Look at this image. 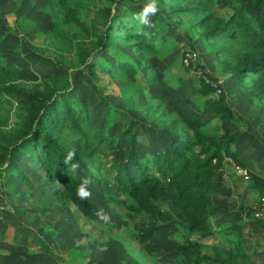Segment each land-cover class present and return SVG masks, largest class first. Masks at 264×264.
<instances>
[{
	"label": "rangeland",
	"instance_id": "rangeland-1",
	"mask_svg": "<svg viewBox=\"0 0 264 264\" xmlns=\"http://www.w3.org/2000/svg\"><path fill=\"white\" fill-rule=\"evenodd\" d=\"M230 1L158 0V12L149 16L151 25H141L135 14L149 0H0V74L32 85L67 71L68 85L57 97L86 99L93 122L106 124L109 137L104 143L109 154L128 152L130 139L123 136L127 127L136 135V151L144 158L182 136L178 126L174 125L175 133L168 131L167 122L176 118L174 107L196 112L209 125L218 126L219 114L203 110L207 95L197 91L200 78H206L203 69L211 73L236 117L228 127L237 134L232 149L238 162L227 156L222 166L212 164L216 172L212 183L216 186L209 198L219 204L228 195L229 212L243 216L241 222L222 224L218 229L223 230L222 235L199 237L187 232L180 222L153 217L144 221L111 210L107 196H119L120 189L105 179L95 180L89 199L95 216L113 225L107 228L72 205L62 204L55 193L56 180H48L34 155L27 153L9 171L0 167V233L16 248L5 250L9 262L185 264L188 255L176 249L187 240L199 242L202 252L223 259L232 252L226 262L240 264L233 258L246 254L244 245L233 244L239 238L242 242L240 230L248 236L250 231L261 232L257 240L264 243L261 194L251 189L252 175L264 176V99L231 69L224 70L215 49L227 40L221 37L213 43L205 34L217 19L235 15L246 24V14L255 13L250 0H233L238 6ZM98 20L102 22L96 25ZM103 21L114 23L111 36L115 38L101 49L98 36L105 28ZM257 34L264 40V30ZM80 42L84 45L83 58H79ZM137 43L145 45L143 54ZM93 55L89 72L85 65ZM196 64H202L203 69ZM211 95L216 97V93ZM16 99L26 102L19 92ZM10 126L11 118L0 115V128ZM99 209L108 219L97 215ZM210 218L216 225L218 218ZM42 242L49 245L53 256L42 251ZM205 264L219 263L212 260Z\"/></svg>",
	"mask_w": 264,
	"mask_h": 264
},
{
	"label": "trees",
	"instance_id": "trees-1",
	"mask_svg": "<svg viewBox=\"0 0 264 264\" xmlns=\"http://www.w3.org/2000/svg\"><path fill=\"white\" fill-rule=\"evenodd\" d=\"M250 1L255 6V13L246 14V24L233 15L227 20H215L205 34L213 43H218L221 37L227 40L215 49L224 70L231 69L242 83L249 84L264 99V40L257 34L259 30H264V0ZM118 2L121 4L122 1ZM230 2L238 6L233 0ZM68 16L76 19L73 14L68 13ZM100 22L96 21V25ZM103 23L105 28L98 36V48L101 49L110 46L115 38L111 36L114 23ZM136 46L141 48L142 54L145 52L144 44L137 43ZM83 50V42H80L79 58H83ZM94 55L85 65L89 72ZM196 65L203 69L202 64ZM203 73L206 78H200L197 87L199 94L207 95L203 110L218 113L220 124L209 125L198 113L174 107L176 118L167 122L168 131L175 133V126H178L183 135L145 158L136 151L137 138L126 130L128 127L123 132V136L130 139L128 152L109 154L104 143L109 137L106 124L96 125L93 122L86 99L57 97L68 85L67 71L54 73L32 85L12 81L0 74V115L11 118L9 128H0V167L9 171L25 154L34 155L35 161L44 169L45 177L58 183L55 190L58 200L72 205L80 214L95 219L107 228L113 225L95 216L91 200H80L77 195L84 178L91 181L88 190L95 180L102 182L105 179L116 184L120 195H108L109 206L127 218L139 217L147 221L153 217L163 222H180L187 232L199 237L216 232L222 235L223 230L215 231L211 224V214L223 208L210 201L213 191L210 180L215 175L213 163L222 166L227 156L238 162L232 149L237 134L228 127V122L235 121L236 117L224 101L221 84L205 69ZM18 92L26 102L16 99ZM214 93L216 97L211 95ZM14 100L16 103L13 106ZM69 150L76 152L75 158L69 161V165L79 164L76 172H71L70 166L64 163ZM252 177L251 189L257 194H264V177ZM133 236L137 238L136 233ZM239 243L243 245L240 238L233 244L236 246ZM41 247L46 252H52L45 242L41 243ZM176 251L188 255L183 259L185 264H205L208 260L224 264L233 256L232 252L227 253L224 259L209 255L202 252L199 242L187 240ZM233 258L240 264H253L244 253ZM0 264H6L1 253Z\"/></svg>",
	"mask_w": 264,
	"mask_h": 264
},
{
	"label": "crops",
	"instance_id": "crops-1",
	"mask_svg": "<svg viewBox=\"0 0 264 264\" xmlns=\"http://www.w3.org/2000/svg\"><path fill=\"white\" fill-rule=\"evenodd\" d=\"M172 141V140H171ZM170 144V143H169ZM168 145H165L164 147H166ZM163 147V148H164ZM162 148V149H163ZM160 149V150H162ZM216 173V172H215ZM216 175V174H215ZM262 177V176H261ZM264 177V176H263ZM212 179H214V177L211 178L210 182H211V185L213 187V191L211 194H213L215 192L214 188L216 185H214L212 183ZM210 194V195H211ZM258 195V194H257ZM224 202V203H223ZM229 200H228V195H224V199L220 201L219 204H216V205H220L222 206L223 209H219V210H216L214 211L211 215L212 217L213 216H216L218 219H216V225L213 223L212 221V224H213V228L215 231H218V229H220L221 227H223L224 225H228V224H231V223H234L236 220H239V222H241V213L237 212V213H234V214H231L229 212ZM211 217V216H210ZM211 219V218H210ZM222 224H224L222 226ZM250 224V222L248 223ZM250 227L254 228L252 225H250ZM17 232H19V230L17 229V227L15 226L14 228ZM221 231V230H220ZM240 234L242 236V242H243V245H244V248L245 251H246V254H247V258L248 260L253 263V264H264V243L262 242V240H257L259 238V234H261V232H258V231H250L248 234H245V233H242V231L240 230ZM27 235V234H26ZM218 235V232H216L213 236H216ZM15 237V235H14ZM27 237V236H26ZM4 233L1 232L0 233V253L2 254V257H3V260L6 264H16V263H13V262H9L7 260V257H6V254H5V250L8 248V247H11L13 248L14 245H10L9 243H6L4 241ZM49 246V245H48ZM24 247V246H23ZM36 247L34 246V249ZM14 250H16V248H13ZM21 249V248H20ZM24 250L26 251H29V249H27V247L24 248ZM234 250H236L234 248ZM42 251H44L42 249ZM37 252V251H36ZM46 254H49L48 252L44 251ZM16 254V253H15ZM51 256H53L54 254H49ZM7 256H9L11 259H12V254H7ZM208 261H212V260H208ZM207 261V262H208Z\"/></svg>",
	"mask_w": 264,
	"mask_h": 264
},
{
	"label": "clouds",
	"instance_id": "clouds-1",
	"mask_svg": "<svg viewBox=\"0 0 264 264\" xmlns=\"http://www.w3.org/2000/svg\"><path fill=\"white\" fill-rule=\"evenodd\" d=\"M158 12V0H149V2L143 7L142 11L135 14V19L139 22L141 25H151V21L149 20L150 15H155ZM76 156L75 150H69L67 152V155L64 158V163L66 165H69V161H72ZM69 170L71 172H76L79 168L78 163H72L69 165ZM91 183V181L88 178H84L82 183L77 189V195L80 200H86L91 196V192L88 190V185ZM103 212V209H99L97 211V215L101 219H108L106 213L101 215Z\"/></svg>",
	"mask_w": 264,
	"mask_h": 264
},
{
	"label": "built area",
	"instance_id": "built-area-1",
	"mask_svg": "<svg viewBox=\"0 0 264 264\" xmlns=\"http://www.w3.org/2000/svg\"><path fill=\"white\" fill-rule=\"evenodd\" d=\"M259 202H261L259 205H260L261 209L263 210L264 209V206H263V203H264V194L259 195ZM259 213H262L263 214V211L262 212H259Z\"/></svg>",
	"mask_w": 264,
	"mask_h": 264
}]
</instances>
